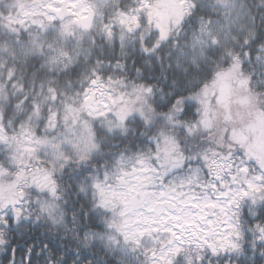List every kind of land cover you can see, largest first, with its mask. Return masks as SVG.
I'll list each match as a JSON object with an SVG mask.
<instances>
[{
	"label": "snow or ice",
	"instance_id": "obj_1",
	"mask_svg": "<svg viewBox=\"0 0 264 264\" xmlns=\"http://www.w3.org/2000/svg\"><path fill=\"white\" fill-rule=\"evenodd\" d=\"M0 264H264V0H0Z\"/></svg>",
	"mask_w": 264,
	"mask_h": 264
}]
</instances>
